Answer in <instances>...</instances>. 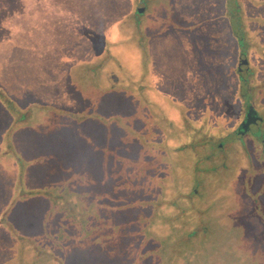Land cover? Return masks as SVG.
<instances>
[{"label": "rangeland", "instance_id": "1", "mask_svg": "<svg viewBox=\"0 0 264 264\" xmlns=\"http://www.w3.org/2000/svg\"><path fill=\"white\" fill-rule=\"evenodd\" d=\"M141 1L0 0V264H264V0Z\"/></svg>", "mask_w": 264, "mask_h": 264}, {"label": "flooded vegetation", "instance_id": "2", "mask_svg": "<svg viewBox=\"0 0 264 264\" xmlns=\"http://www.w3.org/2000/svg\"><path fill=\"white\" fill-rule=\"evenodd\" d=\"M143 1V2H142ZM141 2H139L140 3V8H137L136 7V11H135V14H136V16H142V15H144L143 13H144V11H145V8L147 7L146 6V4L144 3V0H142ZM141 35V32H138V36H140ZM142 43V42H141ZM140 46V45H139ZM140 50L142 51V58H141V61L140 62H143L144 60H143V57H144V55H145V52H144V50L142 49V44H141V48H140ZM142 65V64H141ZM140 65V66H141ZM237 78L238 77H240V78H244V77H242L243 76V74H244V72L246 73V74H248V72H249V70H248V68H247V66H246V63H244L243 62V65H241V64H239L238 66H237ZM141 72H142V69H140V73H139V76H138V78L139 79H141ZM138 79V80H139ZM243 80H245V79H243ZM246 80H247V78H246ZM142 81V80H141ZM251 90V89H250ZM252 107V106H251ZM254 108V107H253ZM255 111V113H256V115H257V119H259V122H257V123H254L252 126L254 127V129H252V130H254V131H252V130H247L243 135H241V136H239V144H240V148H241V150H242V152H244L245 154L247 153V150H246V146H250L251 147V149H252V151H257V153H258V156H259V159H263L262 157H260L261 155L263 156L264 155V139H263V137H264V134H262V133H259L258 131H259V129L258 128H256V126H257V124H259V128H260V125L262 124L261 122H262V118L260 117V115L258 114V112L256 111V109H254ZM256 119V120H257ZM258 132V133H257ZM219 149H217V151H223V149L219 146L218 147ZM227 151H230V150H227ZM200 161V160H199ZM259 168H264V163H260V166H258ZM257 167V168H258Z\"/></svg>", "mask_w": 264, "mask_h": 264}, {"label": "crops", "instance_id": "3", "mask_svg": "<svg viewBox=\"0 0 264 264\" xmlns=\"http://www.w3.org/2000/svg\"><path fill=\"white\" fill-rule=\"evenodd\" d=\"M150 4H153L151 1H150ZM167 4V3H166ZM165 4V5H166ZM141 6H140V3H138V8H140ZM166 7H168V5L166 6ZM135 9V8H134ZM141 9V8H140ZM170 9H169V7H168V10L166 9L165 11H169ZM134 11V10H133ZM136 11V10H135ZM155 12V11H154ZM154 12L153 13H147V11L145 10L144 11V15H142V16H139L140 17V21H138L139 23H138V29L139 30H141V31H138V32H141V34L142 33H144V32H146V28H148V26H150L151 24H152V19H150V17L152 16V14H154ZM148 14V15H147ZM146 15H147V19H146ZM151 15V16H150ZM142 18V19H141ZM167 20H168V18L167 19H164V18H160L159 17V19H158V21H157V26L158 27H163V26H165V25H167L168 23H167ZM141 21H142V23H141ZM134 26H136V24L134 25ZM134 28V27H133ZM138 32L136 33V35L134 36V39H137L138 37ZM235 42H236V40H235ZM141 44H142V49L144 50V52H145V55H144V57H143V62H141V67H140V69H142V72H141V80H142V83H143V78H144V76H145V73H146V70H145V67H147V66H149L150 65V58H149V56L147 57L146 55H147V52H149L150 51V48H149V46H148V43L147 42H142V43H140V46H141ZM133 45L134 46H136L137 48H138V45L136 44V42L135 43H133ZM184 51H185V54H187V55H190L189 54V52H188V50H186V49H184ZM142 57V56H141ZM234 72H233V74H232V76H233V78L237 81V70H236V67L234 68V70H233ZM183 79H184V77H182ZM139 79V78H138ZM137 79V80H138Z\"/></svg>", "mask_w": 264, "mask_h": 264}, {"label": "water", "instance_id": "4", "mask_svg": "<svg viewBox=\"0 0 264 264\" xmlns=\"http://www.w3.org/2000/svg\"><path fill=\"white\" fill-rule=\"evenodd\" d=\"M241 59H239L240 62ZM239 65V63H238ZM251 108V107H250ZM256 113L253 111V109L246 112L245 118L243 123L236 129L235 133H237L238 137L243 135L249 128V126L253 125L254 123L259 122V119H257Z\"/></svg>", "mask_w": 264, "mask_h": 264}, {"label": "trees", "instance_id": "5", "mask_svg": "<svg viewBox=\"0 0 264 264\" xmlns=\"http://www.w3.org/2000/svg\"><path fill=\"white\" fill-rule=\"evenodd\" d=\"M238 10V9H237Z\"/></svg>", "mask_w": 264, "mask_h": 264}]
</instances>
